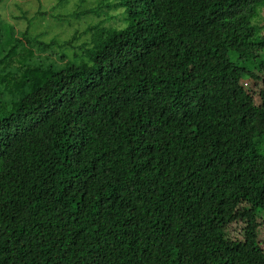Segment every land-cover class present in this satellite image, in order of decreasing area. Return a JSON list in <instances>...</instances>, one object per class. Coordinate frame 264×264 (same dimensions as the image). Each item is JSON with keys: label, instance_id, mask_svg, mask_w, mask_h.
I'll use <instances>...</instances> for the list:
<instances>
[{"label": "trees", "instance_id": "16d2710c", "mask_svg": "<svg viewBox=\"0 0 264 264\" xmlns=\"http://www.w3.org/2000/svg\"><path fill=\"white\" fill-rule=\"evenodd\" d=\"M15 5L23 31L0 16V264H264V91L246 88L264 82V0ZM87 16L67 40L29 33Z\"/></svg>", "mask_w": 264, "mask_h": 264}, {"label": "rangeland", "instance_id": "374dc122", "mask_svg": "<svg viewBox=\"0 0 264 264\" xmlns=\"http://www.w3.org/2000/svg\"><path fill=\"white\" fill-rule=\"evenodd\" d=\"M96 2L97 0H66V2L57 6V0H3L0 2V16L3 21L13 25L16 30L23 31L26 27V22L24 20L17 19V17L20 16V11L16 7V3L19 4V7L22 10H28L30 14H33L37 10L38 6L49 9L57 6V8H55L56 10L54 9L55 15H63L72 12L78 7L80 10H83L94 6ZM260 10L261 11L257 18L256 16L254 17L252 24L256 27L257 34L264 35V7H260ZM83 18L85 19L79 20L78 18H73L70 19L69 22H58L48 17L39 18L34 21L33 25L29 29V33L31 36L44 33L41 38L44 42H48L53 37L58 41H63L70 39L72 34L75 32H83L87 26L96 24L100 20L91 16ZM110 24H112V22H110ZM78 38L79 39L75 42L76 44H80L83 41L88 40V35L79 36ZM71 52L72 51L68 49L69 55H71ZM253 62H255V59ZM251 65L255 66V63H252ZM247 86L248 87L246 88L250 89L253 93L255 102L259 104V92L264 91V82L259 80L256 81L254 85L248 84ZM262 241V247L264 248V237H262Z\"/></svg>", "mask_w": 264, "mask_h": 264}]
</instances>
